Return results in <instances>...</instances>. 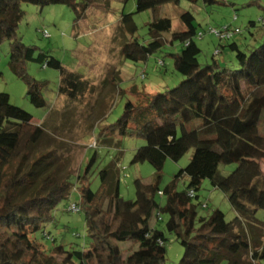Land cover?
Returning a JSON list of instances; mask_svg holds the SVG:
<instances>
[{"label":"trees","instance_id":"16d2710c","mask_svg":"<svg viewBox=\"0 0 264 264\" xmlns=\"http://www.w3.org/2000/svg\"><path fill=\"white\" fill-rule=\"evenodd\" d=\"M92 2L0 0V46L9 43V61L19 69L34 106L46 105L42 93L45 81L28 74L29 62L56 69L58 94L68 100L83 102L94 87L59 59L22 41L17 32L24 15L22 5H66L79 20ZM171 2L179 0H135V12L153 11L147 23L148 38L145 43L131 42L123 56L146 61L167 44L179 42L181 51L171 55L182 79L136 102L127 100L117 120L103 128L107 143L117 137L144 138L131 163L147 161L154 173L150 180L135 179V197L123 198L118 159L114 158L98 172L100 187L94 191L83 182L96 159L93 153L78 179L79 199L74 203L83 212L89 248L67 246L55 238L50 245L53 253L37 248L39 239L34 234L48 236L43 229L56 204L68 197L71 184L67 174L57 175L51 167L50 151L40 153L22 172L21 163L15 171H8L23 134L29 131L26 141L33 145L44 132L40 124H33L29 112L10 103L8 93L0 92L4 108L0 115V264H165V232L184 248L178 264H245L236 258L242 251L250 252L251 261L264 264V246L252 250L244 228L247 221H259L256 214L264 210V29L257 46L241 50L236 42L228 44L236 51L235 65L221 66L214 60L200 65L194 16L183 12L180 18L185 29L172 32L171 19L157 11ZM120 23L130 32L136 29L132 13H122ZM164 146L170 149L165 151ZM190 149L191 158L183 168L187 185L178 189L174 178L161 186L166 159L178 161ZM231 163L236 164L235 169L224 174L221 166ZM204 180L227 195L236 213L233 218L227 219L218 208L207 216L198 215L196 192ZM162 215L166 216L164 229L153 224Z\"/></svg>","mask_w":264,"mask_h":264},{"label":"rangeland","instance_id":"374dc122","mask_svg":"<svg viewBox=\"0 0 264 264\" xmlns=\"http://www.w3.org/2000/svg\"><path fill=\"white\" fill-rule=\"evenodd\" d=\"M24 15L19 22L17 32L26 45H34L59 59L69 70L78 73L93 85L83 102L71 101L58 94L59 72L37 62L26 64L28 74L38 81H45L42 93L46 100L44 107L34 106L26 95V83L19 76V69L9 61V43L0 46V92L9 94L10 103L29 112L33 124H40L43 136L35 144L27 143L28 132L21 138L17 154L8 167L15 171L21 163L24 171L40 153L50 151L57 175L67 174L71 184L67 198L61 199L52 210V219L42 232L34 234L39 239L37 248L45 253H53L51 240L55 238L64 244L87 249L90 239L84 222L83 212L70 209L79 199L81 181L89 159L96 153V159L89 167L83 182L97 191L100 187L98 172L114 158L118 159L119 193L123 198L135 197L134 180H150L154 168L145 162L131 163L134 151L145 143L142 137H117L104 141L103 128L117 120L123 112L127 100L136 102L147 93H155L175 85L182 79L173 67L172 53L182 49L179 42L167 44L160 51L148 56L146 61H131L123 56V49L137 40L147 42V23L152 18V10L135 12V0H93L84 17L77 20L75 14L66 5H46L39 7L23 4ZM172 22V32L185 29L181 14L189 11L194 16L196 36L194 41L200 48V65L216 61L221 66H233L236 51L229 43L236 42L241 50L257 46L264 29V0H215L213 2L197 0H179V3H165L157 10ZM122 13H132L136 25L133 32L120 23ZM254 21V25H249ZM226 28H235L239 33L219 37L216 32ZM170 38V33L166 34ZM36 50V51H38ZM162 61V63L160 62ZM4 112L0 104V115ZM170 146H164L168 151ZM192 149L178 161L166 159L160 185L164 186L177 179V188L183 189L188 176L183 168L188 164ZM236 164L221 166L224 174L232 172ZM264 172V162H263ZM199 202L198 215L207 216L214 209L223 211L227 219L236 213L231 208L227 195L213 187L208 180L202 182L196 192ZM163 201L160 195L156 196ZM206 204L205 207L202 205ZM260 221L245 222V233L250 240L252 250L264 246V210L256 214ZM156 219L153 224L164 229V220ZM166 233L165 264H178L184 256V248L170 234ZM239 257L245 264H257L251 261L250 252L242 251Z\"/></svg>","mask_w":264,"mask_h":264},{"label":"built area","instance_id":"2783aa9c","mask_svg":"<svg viewBox=\"0 0 264 264\" xmlns=\"http://www.w3.org/2000/svg\"><path fill=\"white\" fill-rule=\"evenodd\" d=\"M239 32H240V30H239L238 28H235V29H233L232 31H229V29L226 28L224 31H218V32H216V34H217L219 37L226 38V37L231 36L233 33H239ZM159 194H161V192H159ZM70 209L78 210V208L75 206L74 203L70 206Z\"/></svg>","mask_w":264,"mask_h":264}]
</instances>
